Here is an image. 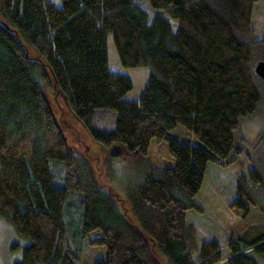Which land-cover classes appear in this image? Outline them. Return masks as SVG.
I'll return each instance as SVG.
<instances>
[{
    "label": "trees",
    "instance_id": "trees-1",
    "mask_svg": "<svg viewBox=\"0 0 264 264\" xmlns=\"http://www.w3.org/2000/svg\"><path fill=\"white\" fill-rule=\"evenodd\" d=\"M146 1L150 19L135 0H0V218L26 240L12 264H77L84 244L105 248L93 264H221L217 241L198 245L186 220L203 213L194 196L208 162L240 168L225 264L264 256V175L243 170L233 135L262 99L252 69L264 49L252 26L259 0ZM109 40L123 68L147 69L137 100L124 98L130 77L109 68ZM42 81L111 156L144 163L123 198L129 214L84 173ZM178 125L190 140L170 134ZM152 139L166 141L172 164L149 162ZM71 207L81 216L74 241L64 233Z\"/></svg>",
    "mask_w": 264,
    "mask_h": 264
},
{
    "label": "rangeland",
    "instance_id": "rangeland-1",
    "mask_svg": "<svg viewBox=\"0 0 264 264\" xmlns=\"http://www.w3.org/2000/svg\"><path fill=\"white\" fill-rule=\"evenodd\" d=\"M52 1L56 4L59 3V0ZM135 1L146 10L150 19L154 12L148 2L146 0ZM252 15L255 37L260 38L264 35V0H259L254 4ZM0 22H4L1 16ZM169 22L171 29L175 30L176 20L169 17ZM27 51L29 53L35 52L29 48H27ZM107 53L110 70L126 73L132 81V88L124 95V98L137 100L145 86L146 67L123 68L110 40L108 41ZM260 59H264V49L255 48L252 69L256 61ZM254 83L262 95L261 102L253 114L240 119L239 127L234 130L233 135L235 145L242 150L239 159L242 162L243 170L246 171L250 167H255L264 175L259 157L264 154V139L260 142L258 139L259 133L264 131V81L255 74ZM42 86L53 112L61 124L68 147L82 162L84 173L89 177H93L96 183L106 192L111 193L123 210L129 214L123 198L127 187L143 173L144 163L136 157H125L121 153L111 156L109 149L95 142L71 115L63 98L52 94L51 87L45 84V81H42ZM170 134L182 140H190L191 138L188 130L180 125L172 130ZM147 158L152 165L158 168H164L168 164H172L173 161L169 156L165 140L152 139ZM239 172L240 168L235 163L227 167H220L208 162L200 189L194 196V200L203 208V213L198 214L193 210L186 212V220L194 224L198 242L202 239L215 237L220 244L222 258H226V254L229 253L228 248L224 245L229 235L228 228L237 220V217L228 209L227 204L235 196L236 175ZM54 179L58 178L54 175ZM257 192L264 194V189H258ZM71 209H69V215L64 214L63 217L64 233L69 241L70 239L74 241L79 236L81 216L78 217V211H74L76 207H71ZM95 234V231L92 232L90 237ZM13 242L19 243L20 246L17 249H11L10 245ZM25 243L26 240L15 232L12 225L0 218V264H12L17 260L20 256V247ZM104 254L105 248L103 246L84 244L77 264H93L95 258ZM255 258L259 264H264V256L257 255ZM223 260H221V264H225Z\"/></svg>",
    "mask_w": 264,
    "mask_h": 264
},
{
    "label": "water",
    "instance_id": "water-1",
    "mask_svg": "<svg viewBox=\"0 0 264 264\" xmlns=\"http://www.w3.org/2000/svg\"><path fill=\"white\" fill-rule=\"evenodd\" d=\"M253 72L256 74L260 79L264 81V59L257 60L254 67Z\"/></svg>",
    "mask_w": 264,
    "mask_h": 264
},
{
    "label": "crops",
    "instance_id": "crops-1",
    "mask_svg": "<svg viewBox=\"0 0 264 264\" xmlns=\"http://www.w3.org/2000/svg\"><path fill=\"white\" fill-rule=\"evenodd\" d=\"M207 168V167H206ZM205 173H206V171H205ZM205 173H204V176H205ZM203 179H204V177H203ZM232 213V212H231ZM233 214V213H232ZM233 215H235V214H233ZM236 216V215H235ZM237 217V216H236ZM238 219V218H237ZM234 223V222H233ZM193 224V223H192ZM232 225V224H231ZM193 226H194V224H193ZM195 228V227H194ZM229 229V228H228ZM196 230V229H195ZM228 232H229V230H228ZM229 236V235H228ZM207 239H214V240H216V238L215 237H209V238H207ZM228 239V238H227ZM196 240H197V233H196ZM204 240H206V239H202V240H200V242H198V240H197V244L198 245H200V243L202 242V241H204ZM226 242H227V240H226ZM226 242H225V244L224 245H226ZM217 243H218V241H217ZM219 244V243H218ZM219 246H220V244H219ZM221 248V247H220ZM230 256V253H228V254H226V258H222V259H224L223 261L225 262L226 261V259L228 258ZM222 257V256H221ZM220 263H221V261H220Z\"/></svg>",
    "mask_w": 264,
    "mask_h": 264
}]
</instances>
